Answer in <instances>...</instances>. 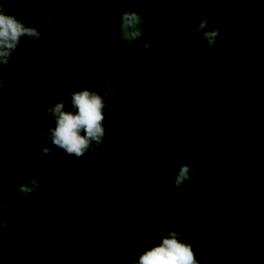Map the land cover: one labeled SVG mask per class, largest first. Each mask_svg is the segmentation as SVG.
<instances>
[{"label":"trees","instance_id":"16d2710c","mask_svg":"<svg viewBox=\"0 0 264 264\" xmlns=\"http://www.w3.org/2000/svg\"><path fill=\"white\" fill-rule=\"evenodd\" d=\"M41 1L60 9L65 18L91 35L99 36L102 45L91 49L69 44L49 50L35 60L36 65L46 66L42 75L30 72V59L12 57L0 78L18 81L17 93L32 105L50 102L58 95L70 96L73 91L86 88L103 94L104 85L111 84L109 81L118 85L115 95L106 100L108 110L104 111L109 136L94 147L112 157L111 179L116 184L135 189L130 207L135 212L146 213L150 233L140 242L126 243L120 240L118 233L122 222L113 212L104 213L88 198L68 202L65 192L49 180L30 168L19 169L6 178L0 176V205H7L0 215L14 216L25 222L30 228L28 243L0 233V264H74V256H79L82 264H86L85 259H90L87 260L90 264H133L157 233L163 235L167 230H175L189 242L203 224L214 221L250 187L264 161V145L256 138L227 144L226 170L211 173L212 155L198 137H170L152 124L140 123L138 112L153 108L155 99L164 93L167 80L177 79L183 83L186 80L205 82L214 91L233 90L236 97L232 113L235 117L245 116L247 97L239 77L194 56L174 32L184 24H199L207 11L226 0ZM189 4L193 10L186 14ZM125 7L139 11L144 21L153 16L157 21V15L164 14L163 32L150 35L155 37L150 41V53L142 50V44L148 39L145 35L130 45L119 38L114 21ZM146 77L154 81L151 87L145 86ZM50 78L55 79L61 89L55 87ZM222 122L221 115L214 111L199 113L187 120V124L211 129L221 127ZM51 127L54 124H47L31 111H13L0 119V140L23 137L25 133L32 135L35 130L43 133ZM49 159L47 156L40 159L37 169L46 174L51 172ZM184 163L195 165L198 174L193 177L192 185L178 190L173 183V173ZM32 177L37 179L41 189L25 200L16 191V186ZM195 185H200L198 191H193ZM75 203L93 207L94 214H99L98 219L82 217V209H75ZM82 218L88 221L86 225L94 242L104 231L103 244L86 245V241L80 239L82 237H76ZM93 220H97L100 230L93 227ZM105 233L108 240H104ZM76 242L78 249L74 246ZM241 243L249 245L243 250L242 262L236 261L238 256L231 252L233 246L229 245L196 254L197 259L200 264H264V224L240 237L236 245L239 247ZM221 254L219 259L208 261Z\"/></svg>","mask_w":264,"mask_h":264},{"label":"rangeland","instance_id":"374dc122","mask_svg":"<svg viewBox=\"0 0 264 264\" xmlns=\"http://www.w3.org/2000/svg\"><path fill=\"white\" fill-rule=\"evenodd\" d=\"M105 1L110 2V0ZM0 5H3L10 14H15L28 26L35 27L42 33L39 43L33 44L26 38L22 39L17 53H13V57L27 58L32 61L30 68L32 73L44 74L46 66L36 65L35 60L60 45L79 44L97 49L103 43L99 36L91 35L81 26H77L73 21L65 18L60 9L49 7L41 0H0ZM192 10L191 4H189L186 14ZM41 12L45 13L44 17L40 15ZM48 17L52 19L51 29L43 22ZM157 17V21L155 16L145 20L144 33L147 38L153 32H163L164 14L157 15ZM204 18H207L213 27L221 28V35L214 48L210 49L206 41L198 36L194 25L184 24L181 28H176L175 35L194 56L208 61L219 70L236 74L239 77L247 97L245 116L240 118L233 115L236 96L231 89L214 91L205 82L186 80L183 83L177 79L167 78V87L164 93L155 99L153 108L141 109L138 112V121L152 124L156 130H162L170 137L180 135L198 137L212 155L210 172L215 173L226 170L228 160L225 146L227 144L256 138L264 145V0H226L207 11ZM150 37V40L146 39L149 43L155 40V37ZM108 39L105 40L106 43ZM250 60L255 61L260 69L259 82L244 79L241 75L249 70ZM59 76L62 75L59 74ZM52 79L50 78L49 81L54 80L53 85L61 89L60 84ZM5 82L7 87L0 89V119L10 112L21 110L39 115L38 110L58 101H63L66 107H70V96L63 95L55 96L51 99L52 101L41 105H32L17 93L18 81ZM46 83H48L47 80ZM41 87L44 85L41 84ZM105 109L108 110L107 107ZM209 111L221 115L223 119L221 127L211 129L208 126L187 124L188 119ZM45 122L50 125L54 124L47 120ZM178 122L188 125L187 129L178 128ZM107 134L108 131L106 137L109 136ZM40 145L50 147L51 151L58 153L55 160L49 159V164H55L54 161H56L59 170L65 173L64 177L59 175V171H51L46 174L32 166L34 163L32 152L37 150ZM112 160L109 154L96 149V147L95 151H90L76 160L74 156L66 155L62 150L58 151L54 146L48 145L43 137L37 141L33 135L28 133H25L23 137L0 140V176L6 178L19 169L30 168L63 190L69 199L68 202L88 198L99 205L98 209L103 210L104 213L113 212L117 220L124 225L120 224L122 226L118 232L120 240L123 239L126 243L140 242L150 233L146 224V213L144 211L135 212L130 207L129 201L135 195V189L131 186L116 184L111 179ZM1 195L2 193H0V197ZM48 197L51 198L49 195ZM68 202L66 201V203ZM73 207L78 211L82 209L81 216L91 220L99 215L94 214L95 211L91 206L83 207L75 203ZM6 217L9 219L8 228L0 229V233L28 243L29 226L17 217ZM80 223L77 238L82 237L80 239L86 241V245L103 244L102 234L104 231L94 242L89 234L88 225H86L88 221L82 218ZM92 224L96 230H100L97 220H93ZM263 224L264 161L250 187L236 197L214 221L203 224L189 239V243L193 245L196 254H203L205 251L223 245L233 246L231 252L238 256L236 261L242 262L243 250L248 249L249 245L241 243L238 247L236 242L240 237L257 230ZM103 237L104 240H108L107 233ZM74 246L78 249L79 243L76 242ZM221 256L222 254L218 258H211L208 261H215ZM87 260L90 259H85L84 262L90 264ZM92 260L94 261V257ZM72 261L74 264H82V259L79 256L72 257Z\"/></svg>","mask_w":264,"mask_h":264},{"label":"clouds","instance_id":"9594fccd","mask_svg":"<svg viewBox=\"0 0 264 264\" xmlns=\"http://www.w3.org/2000/svg\"><path fill=\"white\" fill-rule=\"evenodd\" d=\"M42 17L45 16L41 12ZM44 24L49 29L52 28V19H44ZM115 24L118 26V36L125 44H133L141 40L144 33L145 21L141 13L133 8H123L118 17L115 18ZM198 36L206 41L207 46L214 48L219 36L220 27H213L207 18L194 26ZM27 39L33 44H37L42 39V33L35 27L28 26L15 14H10L3 5H0V73L7 70L13 57L17 53L22 39ZM149 40L151 37L148 38ZM142 50L145 53L151 52V44L147 40L142 44ZM244 79L255 80L259 82L260 69L255 61H249V70L241 74ZM154 81L151 78H145L144 84L151 87ZM7 83L0 78V89H5ZM118 85L113 82L104 85L103 94L89 89L73 91L70 94V107H66L63 101H58L51 106H45L38 110V114L43 119L54 123V127L48 128L41 133L32 132L37 141L41 137L48 145L54 146L58 151L62 150L66 155L74 156L76 160L82 158L90 151H95L96 145H100L106 139V119L104 110L107 107L106 100L115 95ZM177 127L186 130L188 125L177 123ZM57 152L51 151L50 147L40 145L32 152L34 161L33 167H37L39 160L48 156L52 160L57 157ZM50 170L58 172L61 177L65 176L63 171L59 170V165L51 164ZM198 174L195 165L184 163L173 173L174 186L179 190L185 185H192L193 177ZM200 185H195L193 191H198ZM41 186L35 177L22 180L16 186V191L22 198L28 200L33 194L39 192ZM7 208L6 204L0 205V213ZM9 219L0 215V229H7ZM133 264H200L197 259L193 245L187 242L178 231L167 230L163 235L157 233L150 246L141 252Z\"/></svg>","mask_w":264,"mask_h":264}]
</instances>
